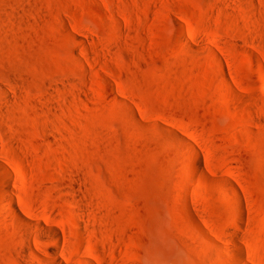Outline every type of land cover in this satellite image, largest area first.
<instances>
[{
    "label": "rangeland",
    "instance_id": "374dc122",
    "mask_svg": "<svg viewBox=\"0 0 264 264\" xmlns=\"http://www.w3.org/2000/svg\"><path fill=\"white\" fill-rule=\"evenodd\" d=\"M260 65L264 0H0V264L44 213L66 264H264Z\"/></svg>",
    "mask_w": 264,
    "mask_h": 264
},
{
    "label": "bare ground",
    "instance_id": "6f19581e",
    "mask_svg": "<svg viewBox=\"0 0 264 264\" xmlns=\"http://www.w3.org/2000/svg\"><path fill=\"white\" fill-rule=\"evenodd\" d=\"M258 78L255 80V83L259 84H264V72L262 71V67L260 65V70L258 71ZM201 163H197L198 165V170H199V173L202 174L204 171L202 169V166L200 165ZM3 167V166H1ZM5 168V167H4ZM4 168H1L3 170V172H8L9 170H6ZM190 168V167H189ZM193 171V169H192ZM6 172V174H7ZM10 172H8L9 174ZM6 177H10V174L9 176H5ZM8 180V179H7ZM5 182H8V181H5ZM7 185V184H6ZM227 190V189H225ZM12 192V191H11ZM10 192V189L7 188V187H0V197L6 201L7 204H9L8 206L11 207V208H14L16 209V200L14 199L15 197H13L12 193ZM223 192V191H222ZM226 192V191H225ZM230 194V193H229ZM0 198V199H1ZM74 202H72L71 204H67L68 206V212L72 215L74 213H76V205L73 204ZM14 210V209H13ZM16 211V210H15ZM68 213V214H69ZM44 216H45V222H41L38 220L37 217L35 216H32V215H27L26 217H23L21 218L24 225L26 226L27 229H24L26 230V236L24 238H26L27 236V242L26 245L24 244L25 247V251L29 252L30 255H32V257H35L37 258L36 260H38V253L34 250V248L32 247V242H30V239H29V235L33 234V240H34V245L35 246H38V247H42V243L43 242H49V246L46 247L47 250L53 257V263L54 264H66L65 260L68 259L67 255H66V250L64 248V246H62L61 244V238H62V234H61V231H60V228L57 227V225L53 224V218L52 216L49 217L48 214H45L44 213ZM83 219V218H82ZM81 220V219H80ZM59 221V220H58ZM78 221V220H77ZM85 221V220H84ZM82 222V221H81ZM56 223V222H55ZM80 223V222H78ZM77 224V223H76ZM60 226V225H59ZM31 227H34V233L29 229ZM62 230V229H61ZM24 235V234H23ZM32 238V237H31ZM32 240V239H31ZM46 244V243H45ZM65 245V244H64ZM68 245V244H67ZM24 249V247H23ZM80 249V248H79ZM82 249V248H81ZM241 249V248H240ZM40 250V249H39ZM42 250V249H41ZM74 250V249H73ZM239 250V249H238ZM237 250V251H238ZM44 251V250H42ZM41 251V252H42ZM76 252V250H75ZM83 252V251H82ZM45 253V252H44ZM241 253V252H240ZM49 255V254H48ZM237 256H239V258L242 260V256L240 254L237 253ZM39 259H41L39 257ZM239 260V261H241ZM41 261V260H40ZM52 263V264H53ZM227 264V263H226ZM230 264V263H229Z\"/></svg>",
    "mask_w": 264,
    "mask_h": 264
}]
</instances>
